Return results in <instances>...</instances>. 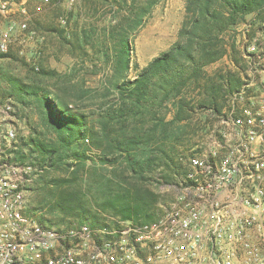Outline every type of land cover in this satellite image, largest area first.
Returning <instances> with one entry per match:
<instances>
[{"label": "trees", "instance_id": "trees-1", "mask_svg": "<svg viewBox=\"0 0 264 264\" xmlns=\"http://www.w3.org/2000/svg\"><path fill=\"white\" fill-rule=\"evenodd\" d=\"M160 1L75 0L77 15L98 14L96 20L109 18L108 24H76L72 38L64 28L45 27L70 45L71 56L86 53L101 33L95 50L109 68L103 90L112 100L91 113L70 100L53 70L30 67L24 82L0 64V82L6 84L1 93L38 119L28 122L29 138L15 150L20 162L40 169L32 188L35 211L59 213L58 221L85 216L91 221L80 222L93 223L103 215L151 220L159 210L153 184L171 183L172 175L185 171V148L196 143L198 130L212 126L226 97L239 88L244 52L230 32L249 14L251 24L264 25V0H184L177 39L130 78L131 39ZM4 58L18 59L13 52L0 53ZM224 58L230 66L207 71Z\"/></svg>", "mask_w": 264, "mask_h": 264}, {"label": "built area", "instance_id": "built-area-1", "mask_svg": "<svg viewBox=\"0 0 264 264\" xmlns=\"http://www.w3.org/2000/svg\"><path fill=\"white\" fill-rule=\"evenodd\" d=\"M29 1L0 0L1 54L33 40ZM244 51L249 76L226 97L221 136L186 158L147 221H44L28 198L40 169L15 155L19 106L0 92V264H264V34Z\"/></svg>", "mask_w": 264, "mask_h": 264}, {"label": "rangeland", "instance_id": "rangeland-1", "mask_svg": "<svg viewBox=\"0 0 264 264\" xmlns=\"http://www.w3.org/2000/svg\"><path fill=\"white\" fill-rule=\"evenodd\" d=\"M75 0H62L60 4L54 3L50 0L48 5H44L40 0H30L29 10L32 14L31 27L35 29L36 33L33 40L29 42L25 55L19 54L16 50H12L18 59L4 58L0 60V64L4 70L10 72L15 77L20 78L24 82H28L25 77L30 67L34 70L44 68L49 71H54L59 74L62 80L61 87L69 93V98L74 103L84 107V111L91 113L99 104L108 101L110 97H105L106 94L103 86L109 74V68L103 63V57L96 52L97 45L101 40V33L91 38L90 42L95 44L87 45L86 53L81 50L75 51V56L70 55V45L62 42L55 33L46 30V26H54L57 28H64L67 38L71 37V32L74 31L76 24L88 28V23H94L99 29L108 24L109 18L102 21L101 16L97 14L95 17L86 15L83 11L77 15L74 9ZM38 7L43 9L38 12ZM107 9V8H105ZM90 14V13H89ZM184 15V0H161L151 11V14L146 18L143 27L132 37L131 44L133 47L131 66L128 72L130 78L143 67L152 57L158 55L162 51L167 50L173 42L177 39V30L181 24ZM253 14L246 16L244 22L239 23L234 27L231 34L234 33L236 40L241 48H243V64L245 65L244 72H248V55L244 51V46L247 41L252 38L264 34V25L257 20H251ZM229 34V33H228ZM226 36H228L226 34ZM244 38V39H243ZM25 62V64L22 62ZM229 65V60L224 58L207 67L208 72H212L219 66ZM244 75V74H243ZM6 88V84L0 82V92ZM81 88L85 90L83 93ZM82 94V98H76L77 95ZM74 99V100H73ZM73 103V104H74ZM18 115V143L23 139L27 140L30 135V128L28 122L38 121L34 113L22 110L19 107ZM222 129L218 125V118L214 120L212 126L207 130H198L193 140L194 145H189L185 148L184 154L199 155L200 152L208 149L212 145L214 138L221 136ZM17 143V148H18ZM183 171V170H182ZM182 171L172 175L171 183H154L153 187L158 193L159 207L161 204L169 201L175 193V185L179 184V178L183 174ZM184 172V171H183ZM181 173V174H180ZM38 175L34 178V182L29 187L28 198L30 204L34 207L33 199L37 196V192L32 190L36 185ZM161 181V179H158ZM157 207V208H158ZM39 214H45L43 217L49 219L46 221L53 225H66L80 222L81 220L91 221L87 217H67L64 221H58L61 218L59 213H48L45 211H38ZM106 215V214H105ZM104 215L98 221L103 220Z\"/></svg>", "mask_w": 264, "mask_h": 264}, {"label": "crops", "instance_id": "crops-1", "mask_svg": "<svg viewBox=\"0 0 264 264\" xmlns=\"http://www.w3.org/2000/svg\"><path fill=\"white\" fill-rule=\"evenodd\" d=\"M244 39V38H243ZM248 64H249V61H248ZM231 65V63L229 62V66ZM250 65V64H249ZM249 76V70L248 72H246L244 75H240L241 77V81L244 80V78L248 77ZM256 89L258 88V86H255Z\"/></svg>", "mask_w": 264, "mask_h": 264}]
</instances>
